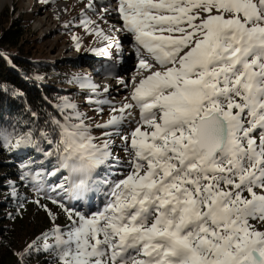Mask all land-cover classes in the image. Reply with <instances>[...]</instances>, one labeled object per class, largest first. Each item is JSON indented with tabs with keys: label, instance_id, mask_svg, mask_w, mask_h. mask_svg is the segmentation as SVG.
Here are the masks:
<instances>
[{
	"label": "snow or ice",
	"instance_id": "6c2138e0",
	"mask_svg": "<svg viewBox=\"0 0 264 264\" xmlns=\"http://www.w3.org/2000/svg\"><path fill=\"white\" fill-rule=\"evenodd\" d=\"M113 4L87 0L78 23H62L77 51L101 58L71 82L98 115L107 106L109 119L95 123L59 96L38 133L0 127V148L55 159L47 169L21 164L20 180L35 190L31 201L9 181L18 208L10 219L31 202L51 221L14 253L18 264L41 256L49 257L43 264H264L257 227L264 225V0ZM114 14L119 27L109 24ZM121 36L136 60L129 80L117 71L128 54ZM94 76L114 79L128 95L109 98L112 84ZM117 138L126 160L114 151ZM49 203L68 217L65 227Z\"/></svg>",
	"mask_w": 264,
	"mask_h": 264
},
{
	"label": "rangeland",
	"instance_id": "374dc122",
	"mask_svg": "<svg viewBox=\"0 0 264 264\" xmlns=\"http://www.w3.org/2000/svg\"><path fill=\"white\" fill-rule=\"evenodd\" d=\"M85 3H87V0H83V3L81 0H51V3L49 4L42 3L40 0H0V7L1 9L8 7L12 11V25L18 27V29H23L26 33L21 39L25 38V41L23 40L22 42H25V48L30 51L32 58L39 61H47L51 64L52 69H49L46 73L43 72L38 76L45 77V79H48L51 84L62 88L63 96H70L80 105L81 111L86 112L90 117H93L95 123L103 124L109 119V109L107 106L104 107L103 116L98 115L97 112L93 110L94 106L89 105L86 102V96L88 93L85 90H81L77 84L71 82L72 77L75 74L90 73V71L85 70L88 69V66L92 69L93 67L98 68L101 58L91 53L84 52L83 50L77 51L75 48V42L72 39V34L62 26V23L65 21L75 20L78 23L81 12L87 11L84 8ZM108 4L114 6L113 0H109ZM59 5H65L67 11H64L63 8L62 12L58 13L56 8ZM88 14L92 15L90 12ZM58 15L59 19H57ZM93 19H95V17H93ZM109 24H112L110 19ZM108 26L109 25L107 24L103 25L104 28H107ZM72 32L84 37L85 44L94 43V38L92 36H86L83 28L74 27ZM120 39L124 41V47L126 53H128L126 54L123 63V70H126L127 57L130 55V45L123 36H121ZM129 58L130 60H135L134 56ZM117 71L125 80H128L129 76L132 75L130 70L124 72L120 71L118 68ZM108 80L109 82L111 81L110 79ZM113 83L115 86H112L109 98H114L115 101L120 102L126 95H128V90L117 85L115 82ZM115 90L116 94H113ZM136 117L137 119L139 118V112L136 113ZM132 127H134V124L125 128V133L129 132ZM93 134L99 136L100 131L95 130ZM2 149L3 148H0V161H3V158H1V155H3ZM114 151L120 156L121 160L127 159L125 153L121 150L118 138ZM16 164L18 166L10 165L4 167L3 165H0L2 168L0 174L17 173L18 171V175L15 176L13 180H6L4 184H9V181L14 182L19 190L20 196L26 197L28 201H31L35 198V190L32 183L20 180V166L22 163L18 162ZM2 180L4 179L1 178L0 181ZM33 183L40 182L34 181ZM9 193L10 192H8V194L5 193L3 196H9ZM102 201L103 197L101 196L95 201L91 210H99V207L102 206ZM44 202L48 203L47 201ZM71 203H73V201H69V204ZM49 207L58 213L56 223L61 227H65L69 223L68 217L56 206L49 203ZM17 211V201L14 200V207L10 213L15 215ZM0 226L8 227V231H11V235L7 238H0V259H7L10 256L16 257L14 253L20 251L37 235L48 230L51 227V221L45 211L39 209L36 204L28 202L25 204L21 216H18L15 220L9 219L0 221ZM257 227L260 230H264V225L257 224Z\"/></svg>",
	"mask_w": 264,
	"mask_h": 264
},
{
	"label": "trees",
	"instance_id": "16d2710c",
	"mask_svg": "<svg viewBox=\"0 0 264 264\" xmlns=\"http://www.w3.org/2000/svg\"><path fill=\"white\" fill-rule=\"evenodd\" d=\"M11 16L12 11L8 7H0V127L9 131L15 129L20 133H38L47 127L46 121L55 114L52 105L57 97L63 96V89L51 84L45 77L42 81L35 79L39 74L52 69V66L47 61L32 58L30 51L25 48V42H22L25 38L21 39L26 33L12 25ZM3 88L7 91H3ZM13 90L22 92L23 96H13ZM32 112L37 113V117H33ZM41 147H45L43 142ZM2 154L0 165L4 167L35 161L33 168L39 170V165L47 169L55 164L54 158L50 164L41 153L30 149L11 151L3 148ZM17 175L18 171L0 174L4 179L0 181V221L9 220L10 211L14 207V200L3 196L11 190L4 183ZM8 230V227L0 226V238L11 235ZM47 259V256L33 257L29 264H43ZM0 264H18V257L2 258Z\"/></svg>",
	"mask_w": 264,
	"mask_h": 264
},
{
	"label": "bare ground",
	"instance_id": "6f19581e",
	"mask_svg": "<svg viewBox=\"0 0 264 264\" xmlns=\"http://www.w3.org/2000/svg\"><path fill=\"white\" fill-rule=\"evenodd\" d=\"M104 3L108 4L109 3V0H104ZM65 5H59L56 10L58 13H61L63 8L65 9ZM108 19H110L112 21V23H115L118 27L120 26L121 24V21L119 20V18L114 14L113 16L109 17ZM132 55H128V59H127V67H126V70H123L124 72H126L127 70H130L132 72V75L134 74L135 72V69H136V60L132 59L130 60L129 57H131ZM133 57V56H132ZM131 62V63H130ZM85 67V66H84ZM88 69H85L86 71H90V73L92 72V68H90L89 66L87 67ZM132 75L129 76L128 80L132 77ZM97 77V78H95ZM111 81V84L112 86H115V84L113 82H115L114 79H111L109 78ZM94 80L97 82V83H103V82H107V83H110L109 80L105 81L103 79V77L101 76H94ZM116 83V82H115ZM113 93V92H112ZM113 94H116V90ZM137 119V117H136Z\"/></svg>",
	"mask_w": 264,
	"mask_h": 264
}]
</instances>
